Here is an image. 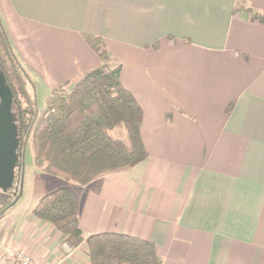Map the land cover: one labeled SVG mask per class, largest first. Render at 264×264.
<instances>
[{
	"label": "crops",
	"instance_id": "crops-1",
	"mask_svg": "<svg viewBox=\"0 0 264 264\" xmlns=\"http://www.w3.org/2000/svg\"><path fill=\"white\" fill-rule=\"evenodd\" d=\"M239 5L264 13V0H0L36 87L96 68L85 37H99L143 111L148 158L75 193L84 237L152 242L162 264H264V27ZM0 226V264L7 250L88 264L50 224Z\"/></svg>",
	"mask_w": 264,
	"mask_h": 264
},
{
	"label": "trees",
	"instance_id": "trees-1",
	"mask_svg": "<svg viewBox=\"0 0 264 264\" xmlns=\"http://www.w3.org/2000/svg\"><path fill=\"white\" fill-rule=\"evenodd\" d=\"M240 9L264 27V13L242 5L236 12ZM85 41L99 65L75 83L51 90L43 110L38 112L35 85L14 56L0 23V70L18 111L20 171V176L16 172V185L6 194L0 192V217L19 196L28 140L38 169L81 187L106 174L130 171L148 158L141 136L143 111L120 81L121 64L112 61L101 38L86 36ZM116 129L124 132L125 140L109 134ZM13 189H18L15 195ZM77 205L74 192L60 189L42 197L32 215L53 226L70 249L84 245L89 264H162L152 242L118 233L84 237L78 225Z\"/></svg>",
	"mask_w": 264,
	"mask_h": 264
},
{
	"label": "rangeland",
	"instance_id": "rangeland-1",
	"mask_svg": "<svg viewBox=\"0 0 264 264\" xmlns=\"http://www.w3.org/2000/svg\"><path fill=\"white\" fill-rule=\"evenodd\" d=\"M3 30L9 42V38H8L5 28H3ZM12 52L14 53V56L16 57L19 64L23 67L19 58L15 54L14 49H12ZM23 69L28 74L27 69L25 67H23ZM29 74H30V71H29ZM30 79H34L37 82L36 77L32 74H31ZM36 88L38 89L36 91L35 104H36L37 111L41 112L44 108L45 99L48 97L49 94H47L44 90L42 91V88L41 87L39 88V86H37ZM22 105L23 106L25 105L24 101L22 102ZM13 111H14L15 117H17L18 111H17L16 105H14ZM109 134L112 137H116V138L123 139V140L126 139L124 132L120 129L110 131ZM19 173L20 171H18V175L20 176ZM19 187H21L19 188L20 190L19 196L13 201L10 208L1 215L0 224L3 223L4 225L8 226L13 223H25V222H30V221H39L32 215V210L42 197H44L47 194L53 193L57 190H60V189H68L76 193L78 192L81 186L71 181H65L60 178H55V177L46 175L40 169H38L34 165L32 146H31L30 140H28V142L26 143L24 147V151H23L21 184L19 183ZM17 190L13 189L12 192L16 194ZM86 254H87V250H86Z\"/></svg>",
	"mask_w": 264,
	"mask_h": 264
},
{
	"label": "water",
	"instance_id": "water-1",
	"mask_svg": "<svg viewBox=\"0 0 264 264\" xmlns=\"http://www.w3.org/2000/svg\"><path fill=\"white\" fill-rule=\"evenodd\" d=\"M14 105L13 93L0 70V192L4 194L14 187L19 171V134Z\"/></svg>",
	"mask_w": 264,
	"mask_h": 264
},
{
	"label": "built area",
	"instance_id": "built-area-1",
	"mask_svg": "<svg viewBox=\"0 0 264 264\" xmlns=\"http://www.w3.org/2000/svg\"><path fill=\"white\" fill-rule=\"evenodd\" d=\"M64 248L66 251L71 252L72 249H70L67 245H64ZM3 264H10V263H16L18 262L19 264H38L34 262L30 257L25 256L20 253H15L11 250H7L5 253V257L1 260Z\"/></svg>",
	"mask_w": 264,
	"mask_h": 264
},
{
	"label": "flooded vegetation",
	"instance_id": "flooded-vegetation-1",
	"mask_svg": "<svg viewBox=\"0 0 264 264\" xmlns=\"http://www.w3.org/2000/svg\"><path fill=\"white\" fill-rule=\"evenodd\" d=\"M14 108V107H13ZM13 113H14V111H13ZM14 116H15V114H14ZM15 119H16V117H15ZM16 123H17V120H16ZM18 124V123H17Z\"/></svg>",
	"mask_w": 264,
	"mask_h": 264
}]
</instances>
